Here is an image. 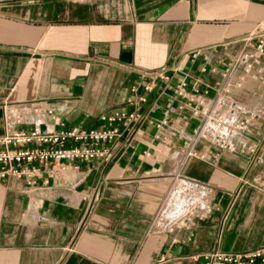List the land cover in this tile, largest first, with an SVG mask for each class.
Listing matches in <instances>:
<instances>
[{
    "label": "crops",
    "instance_id": "crops-1",
    "mask_svg": "<svg viewBox=\"0 0 264 264\" xmlns=\"http://www.w3.org/2000/svg\"><path fill=\"white\" fill-rule=\"evenodd\" d=\"M260 40L264 0H0V135L13 106V129L119 128L87 144L102 156L0 177V264H203L263 246L264 112L235 150L192 135L220 87L264 109L263 59L232 66ZM161 67L145 91L139 72ZM115 110L141 116L101 118ZM199 196L205 215L166 226Z\"/></svg>",
    "mask_w": 264,
    "mask_h": 264
},
{
    "label": "built area",
    "instance_id": "built-area-1",
    "mask_svg": "<svg viewBox=\"0 0 264 264\" xmlns=\"http://www.w3.org/2000/svg\"><path fill=\"white\" fill-rule=\"evenodd\" d=\"M255 51H243L233 62L232 66L240 64L245 72L252 69V65L263 59L264 40L255 46ZM142 87L145 91L152 90L161 79H167L165 67L157 70L140 71ZM184 83L176 86L177 93L182 92ZM145 101V97H140ZM199 109L195 112L201 115V123L192 135L194 142L208 141L217 148L235 150L236 137L243 132H248L259 121L264 109L247 107L241 101L232 97L225 86L220 87L213 97L202 98L198 101ZM6 109L5 133L0 135V177H5L12 169L13 164L41 162L61 163L63 160H76L77 158L91 159L95 156L104 155V150L88 143L113 141L119 133L118 127L113 128H52L34 126L31 129H13L8 125V120L20 122L23 114L18 112L11 115L12 109ZM138 111L125 112L115 110L101 116L109 122L126 120L133 123L140 118ZM86 144V145H85ZM63 168V166L60 165ZM262 178L261 175H259ZM264 188V182L262 184ZM186 188L179 184L176 192H182ZM202 191L209 190V184L200 185ZM206 193V192H205ZM210 209L208 200L203 197H195L174 218L166 221L169 228L180 225L187 226L195 217H202ZM203 264H264V245L248 252H230L210 249L203 253Z\"/></svg>",
    "mask_w": 264,
    "mask_h": 264
},
{
    "label": "rangeland",
    "instance_id": "rangeland-1",
    "mask_svg": "<svg viewBox=\"0 0 264 264\" xmlns=\"http://www.w3.org/2000/svg\"><path fill=\"white\" fill-rule=\"evenodd\" d=\"M244 77H248L247 79H245L246 80V82L248 81H250V79H254V77H251V76H249V74H247V75H243V78ZM251 77V78H250ZM240 82H243V81H240Z\"/></svg>",
    "mask_w": 264,
    "mask_h": 264
},
{
    "label": "bare ground",
    "instance_id": "bare-ground-1",
    "mask_svg": "<svg viewBox=\"0 0 264 264\" xmlns=\"http://www.w3.org/2000/svg\"><path fill=\"white\" fill-rule=\"evenodd\" d=\"M251 78V77H250ZM256 79V78H255ZM247 83V82H246Z\"/></svg>",
    "mask_w": 264,
    "mask_h": 264
}]
</instances>
